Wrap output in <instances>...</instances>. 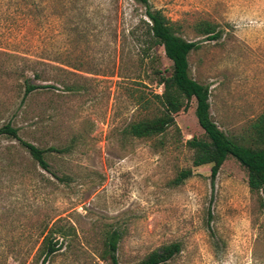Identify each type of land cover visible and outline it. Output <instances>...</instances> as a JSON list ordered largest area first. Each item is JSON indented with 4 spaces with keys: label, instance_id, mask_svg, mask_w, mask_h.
I'll return each mask as SVG.
<instances>
[{
    "label": "rangeland",
    "instance_id": "rangeland-1",
    "mask_svg": "<svg viewBox=\"0 0 264 264\" xmlns=\"http://www.w3.org/2000/svg\"><path fill=\"white\" fill-rule=\"evenodd\" d=\"M149 2L185 38L203 41L189 55L191 76L210 85L219 127L247 136L264 112V0ZM141 18L134 0H0V127L10 122L42 148H70L47 153L48 171L16 138L0 136V264H41L37 249L58 219L69 232L45 264H110L113 231L122 264L172 242L182 250L163 264H264V191H250L233 156L215 179L209 165L193 167L187 141L205 135L195 100L162 134L127 132L159 112L158 71H172L162 46L147 50ZM201 20L222 37L204 40ZM29 49L54 60L40 66L41 78L29 73L44 87L25 96L16 69L27 62L12 52Z\"/></svg>",
    "mask_w": 264,
    "mask_h": 264
},
{
    "label": "trees",
    "instance_id": "trees-1",
    "mask_svg": "<svg viewBox=\"0 0 264 264\" xmlns=\"http://www.w3.org/2000/svg\"><path fill=\"white\" fill-rule=\"evenodd\" d=\"M134 1L144 7L146 18H141L139 25L143 28L141 36L148 44L147 50L154 46H162L166 56L172 61V71L170 75L158 71L159 84L163 85V91L154 94L159 103V112L131 123L127 132L139 138L162 134L176 124V114L182 109L189 108L195 100L196 116L205 135L204 137L194 136L187 141V145L194 150L193 167L209 165L211 167L210 178L215 179L225 160L233 156L247 169L250 191L252 193L264 191V112L253 122L252 129L247 136L234 138L226 134L212 117L210 85L197 81L190 73L189 55L193 50L198 49L203 41L190 40L181 35L177 24L161 9L153 7L149 0ZM195 28L205 38L204 40H219L223 35L217 24L207 20L199 21ZM12 54L27 62V66L16 69L18 75L24 79L25 96L44 87L33 83L29 73L41 78L40 66L54 58L47 60L35 49L16 50ZM3 135L16 138L20 146L25 148L31 157L48 171H51L46 157L48 152L70 151L69 147H39L22 138L19 129L10 122L0 127V136ZM193 174L192 167L183 169L174 182L180 184ZM54 176L62 182L70 181V177H60L57 174ZM68 232V227L60 225L59 219L54 221L50 227H46L43 240L37 249L39 257L43 258L41 264H45L53 254L60 250L61 244L58 238H65ZM120 238L118 231H113L107 236L105 252L110 264H122L117 255ZM181 250L180 242H172L153 250L135 264H163L179 254Z\"/></svg>",
    "mask_w": 264,
    "mask_h": 264
}]
</instances>
